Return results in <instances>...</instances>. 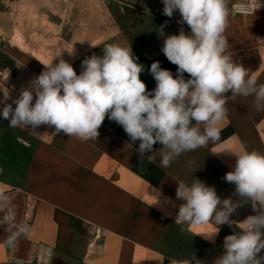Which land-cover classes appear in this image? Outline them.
Wrapping results in <instances>:
<instances>
[{
    "label": "crops",
    "instance_id": "1",
    "mask_svg": "<svg viewBox=\"0 0 264 264\" xmlns=\"http://www.w3.org/2000/svg\"><path fill=\"white\" fill-rule=\"evenodd\" d=\"M68 1L72 4L68 22L74 25L72 46L63 47L58 56L70 63L77 75L84 59L102 56L106 43H118L131 46L137 63L144 66L140 79L147 91L156 88L150 73L155 61L176 78L178 66L167 60L161 48L167 36L178 35L181 28L189 34L191 29L186 23L177 25L181 20L177 11L172 17L165 16L162 0H60L55 6L63 11ZM240 1L227 0L224 35L230 45L228 54L255 75L258 84H264V45L256 41L258 35H264V13L237 16L231 5ZM25 2L23 6L0 0V6L13 7L8 14L0 11V20L7 23L0 29V53L15 62L17 71L14 76L9 70H0V86L9 90L7 103L29 87L45 70L44 64L51 63L36 58L45 54L33 51L37 48L26 42V35L22 37L27 51L11 45L18 31L12 25L52 22L51 16L41 12L46 4L55 7L52 0ZM60 18L63 32L67 17ZM184 76L190 78L187 73ZM225 95L231 96V92ZM3 99L0 89V101ZM3 106L0 103V111ZM227 108V118L219 125L220 142L188 152L167 168L160 167L158 155L151 162L146 157L140 159L136 151L139 141L130 144L123 127L107 116L97 140L84 142L63 132L53 135L54 126L41 125L35 133L29 132L31 126L25 131L9 128L10 121L0 116V191L12 198L17 219L27 218L35 227L30 236L20 237L13 250L4 243L6 226H0V264H167L165 257L184 259L191 254L203 264H215L223 254L224 238L256 213L250 203L239 207L230 217L233 226H216L219 231L213 242L196 234L213 231L211 224L176 223L183 203L176 198V188L177 181L190 183L194 178L214 187L221 199H238L233 196L235 185L223 179L236 157L221 151L245 148L264 153V111L256 110L251 96L237 97ZM153 147L159 150L162 145ZM154 189L161 193L160 205L154 204ZM164 197L176 206L164 203Z\"/></svg>",
    "mask_w": 264,
    "mask_h": 264
},
{
    "label": "clouds",
    "instance_id": "2",
    "mask_svg": "<svg viewBox=\"0 0 264 264\" xmlns=\"http://www.w3.org/2000/svg\"><path fill=\"white\" fill-rule=\"evenodd\" d=\"M163 14H181L179 23H186L191 32L181 28L178 35L167 36L161 51L177 65L176 78L162 69L159 61L151 64L150 73L156 88L149 92L140 79L144 70L131 46L106 43L103 55L92 56L81 63L77 75L63 59L57 64H43L45 70L23 88L12 103H7L9 90L4 91L0 116L9 120V128L35 133L41 125L54 126L53 135L63 132L81 142L96 141L105 117L121 125L130 144L139 141L136 151L140 159L153 161L159 156L161 168L169 167L182 155L221 140L219 125L227 118L229 101L237 97L253 98L257 111H264V84L255 75L236 63L228 54L229 42L224 35L228 27L227 0H162ZM257 8L260 6L255 0ZM264 42V41H262ZM190 78L185 79L184 74ZM231 92V96L225 94ZM35 97V101H34ZM34 101V103H33ZM13 104L16 105L13 108ZM200 125H203L201 129ZM159 143L162 147L154 149ZM236 157L232 170L223 179L235 185L233 196L221 199L212 186L192 179L177 181L176 198L183 201L176 214V223L183 226L211 224L213 231L196 233L212 239L216 226H233L230 219L239 207L251 205L255 215L237 225V230L223 241V254L215 264H264V153L241 148L222 150ZM219 153V152H217ZM156 205L161 193L154 189ZM164 203L175 202L164 197ZM0 226H6L4 241L10 249L17 247L20 237L30 236L35 227L17 219L12 198L0 191ZM185 231L181 227V233ZM167 264H203L191 254L184 259L165 257Z\"/></svg>",
    "mask_w": 264,
    "mask_h": 264
},
{
    "label": "rangeland",
    "instance_id": "3",
    "mask_svg": "<svg viewBox=\"0 0 264 264\" xmlns=\"http://www.w3.org/2000/svg\"><path fill=\"white\" fill-rule=\"evenodd\" d=\"M2 1H4L6 4H8L9 1H11L12 3L11 5H15V4H18V2H20L19 4L24 6L26 3L25 1L27 0H2ZM52 1L53 2L51 3L54 4L55 6L56 2H59L60 0H52ZM29 2L27 4L28 6L30 5ZM34 5H36L35 2L32 4V6H33L34 11H36L34 8ZM71 5L72 4H70L69 1L66 2L64 6V10L61 11L60 7L59 8L57 6L50 7L46 4V6H44L41 12L43 14H48L49 16L52 17L51 23H47V24L20 23L18 25H12V28H15V26H17L16 29L18 31L16 32V36H17L16 39L10 40L11 45L20 47L24 51H27V49H25L24 39H23V37L26 35L27 36L26 42H28V44H32L34 48H37V49H33V51H37L38 53L45 54L44 55L45 57H42L41 55L37 54L36 58L38 59L41 58V60H43V63H49V61H51L52 63L57 62V60L62 58V56L60 57L58 55L60 53L62 54L63 47L72 46L71 37L73 34L74 25L68 22L70 21V16H72V13L69 10V6ZM12 10H13V7H12ZM12 10L9 5H8V8L6 6H0V11L2 13L8 14ZM21 15H23V13ZM63 16L67 18H65L64 20L66 23L63 25L64 31L62 32L61 30L62 24L58 22L62 21L60 17L63 18ZM28 19L29 18L27 17V20ZM6 24H7L6 22H3V20H0V29L2 31H3V28L7 27ZM5 33L7 35H10L8 30ZM35 33L36 35H34L33 38H31V36ZM57 38H64V41L57 39ZM8 41L9 39L6 40V43ZM67 42H70L68 43L69 45L65 44ZM44 59H47V60H44Z\"/></svg>",
    "mask_w": 264,
    "mask_h": 264
},
{
    "label": "built area",
    "instance_id": "4",
    "mask_svg": "<svg viewBox=\"0 0 264 264\" xmlns=\"http://www.w3.org/2000/svg\"><path fill=\"white\" fill-rule=\"evenodd\" d=\"M257 3L260 5L258 8L256 6L255 0H243L240 2H236L231 5V11L237 16L247 17V18L252 17L258 13H264V0H257ZM176 11L179 13L178 10ZM180 21L181 20L177 21V25L180 27H184L185 25L179 23ZM256 41L260 45H264V42H262L264 41V35H258ZM262 239H264V236H262ZM259 255H264V250H262Z\"/></svg>",
    "mask_w": 264,
    "mask_h": 264
},
{
    "label": "trees",
    "instance_id": "5",
    "mask_svg": "<svg viewBox=\"0 0 264 264\" xmlns=\"http://www.w3.org/2000/svg\"><path fill=\"white\" fill-rule=\"evenodd\" d=\"M15 62L7 55L0 53V70H9L14 76L17 75Z\"/></svg>",
    "mask_w": 264,
    "mask_h": 264
}]
</instances>
